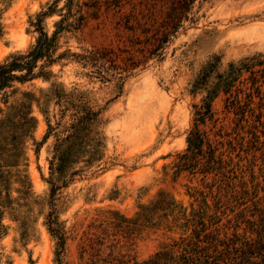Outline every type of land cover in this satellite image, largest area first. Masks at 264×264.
<instances>
[{"label": "rangeland", "instance_id": "374dc122", "mask_svg": "<svg viewBox=\"0 0 264 264\" xmlns=\"http://www.w3.org/2000/svg\"><path fill=\"white\" fill-rule=\"evenodd\" d=\"M51 1L0 0V62L33 45L37 33L32 22ZM78 2L89 5L83 9L86 22L77 32L60 34L59 51L67 47L76 53L106 50L126 71L110 69L107 61L101 78L90 65L70 61L54 64L50 80L38 77L15 83L21 90L38 95L55 81L67 90L76 87L85 91L93 104L103 107L99 130L104 156L100 166L75 176L54 196L66 236L63 264H91L97 258L99 242H103L104 255L112 251L122 264L139 263L160 247L180 243L183 238L186 240L181 245L188 239L195 242L192 228L202 229L197 225L200 219L206 229L200 232L205 242L199 244L206 245L208 260L264 264V84L259 89L251 87L250 74L243 72L231 94H225L214 86V72L207 85L191 91L200 69L215 55L220 57L218 72L229 62L264 55V0L195 2L196 20L184 21L154 55L146 40L170 0ZM62 5L60 1L59 7ZM58 19L57 14L45 18L49 33ZM212 90L216 93L211 102L212 117L197 122V127L216 148L220 161L214 170L208 169L202 156L194 168L177 166V154L186 151L187 135L196 125L195 105H201ZM235 93L240 99L238 107L232 103ZM32 109L38 118L34 135L40 141L47 126L35 104ZM58 109L49 105L52 125ZM54 142L51 133L37 151L35 144H29L28 173L40 202L28 212L27 237H22L20 222L7 211L0 216V264H58L56 239L44 223L50 210L47 180ZM205 150L204 158L208 154ZM158 191H164L184 212L185 219L170 231L161 224L114 231L110 236L101 233L106 210L131 218L138 204L148 202ZM25 213L26 208H20L19 214ZM185 220L188 227L183 233Z\"/></svg>", "mask_w": 264, "mask_h": 264}, {"label": "trees", "instance_id": "16d2710c", "mask_svg": "<svg viewBox=\"0 0 264 264\" xmlns=\"http://www.w3.org/2000/svg\"><path fill=\"white\" fill-rule=\"evenodd\" d=\"M60 1H63L61 7H59ZM203 1L205 0H170L161 20L146 40L151 55L164 48L170 38L174 37L183 26L184 21L193 23L196 20L193 11L195 2L200 4ZM84 7L89 5L86 2L79 3L78 0H52L47 3L43 10L35 15L32 22L37 33L33 45L26 51L8 55L0 62V216L7 211L14 220L20 222L22 237H27L28 212L31 211L33 204L40 202L33 191L28 173L29 144H35L37 151L42 142L53 133L55 142L49 160L50 173L47 180L50 210L45 215L44 223L56 239L55 260L58 264H63L66 236L54 207V196L60 188L68 186L75 176L94 166H100L104 156V138L99 130L100 113L103 107L93 104L85 91L76 87L67 90L55 81H52L46 89H40L38 95L31 90H21L15 83L23 84L38 77L50 80L54 76L52 71L54 64H66L70 61H81L83 66L90 65L94 68L92 72L101 78H104L103 64L107 61L111 62L110 69L126 71L113 62V58L106 50L92 48L76 53L67 47L59 51L60 34L77 32L85 24ZM53 14H57L59 19L54 22V29L49 33L45 29L44 20ZM219 64L218 55L211 57L193 80L191 91L194 92L201 86L207 85L214 72H216L214 86L225 94H231L232 87L243 72L250 74L251 87L259 89L264 84V55L255 54L245 57L239 63L229 62L223 72L217 71ZM214 93L215 91H210L212 94L210 96L208 91L201 105H195L196 125L187 135L186 151L177 154V166L194 168L193 166L199 162V156H202L201 159H205L208 169L214 170V164L220 161V158L217 159L215 156L216 148L211 147L204 132L197 127V122L204 123L206 118L212 117L211 102L216 96ZM16 94L20 96L10 100ZM233 101L232 103H236L237 107L240 106L237 93ZM33 104L43 115L47 126L40 141H37L34 135L38 118L33 113ZM50 104L59 108V116L55 117L54 125L51 123L49 114ZM204 147L205 152L208 153L206 158H204ZM22 207L26 208L27 213L21 216L19 213ZM137 207L138 210L131 218L119 214L116 210H106L105 218L100 223L103 224L101 233L110 236L115 235L114 231L125 232L161 224L168 227L170 231L172 226L185 219L184 212L181 213V207L164 191H158L152 199L146 203H139ZM197 225H201L202 229L192 228V234L196 237L195 242L188 239L185 245H181L183 240H186L183 238L180 243L174 242L169 247H160L151 256L135 264H217L213 262L214 258L212 261L208 260L210 255L205 251L206 245L199 244L205 242L200 238V232L206 229L203 220H198ZM187 227L188 220H185L181 225L183 233ZM99 243L100 247L95 254L97 258L91 264H122L116 261L112 251L104 255L103 242Z\"/></svg>", "mask_w": 264, "mask_h": 264}]
</instances>
